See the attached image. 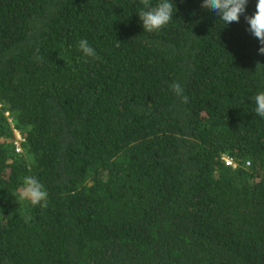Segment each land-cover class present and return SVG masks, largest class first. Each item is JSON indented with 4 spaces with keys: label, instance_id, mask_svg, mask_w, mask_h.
<instances>
[{
    "label": "trees",
    "instance_id": "obj_1",
    "mask_svg": "<svg viewBox=\"0 0 264 264\" xmlns=\"http://www.w3.org/2000/svg\"><path fill=\"white\" fill-rule=\"evenodd\" d=\"M201 4L147 32L140 0H0V264H264L256 0Z\"/></svg>",
    "mask_w": 264,
    "mask_h": 264
},
{
    "label": "clouds",
    "instance_id": "obj_2",
    "mask_svg": "<svg viewBox=\"0 0 264 264\" xmlns=\"http://www.w3.org/2000/svg\"><path fill=\"white\" fill-rule=\"evenodd\" d=\"M140 2L143 7L137 14L142 22L143 30L147 32H155L162 29L171 21L176 11V7L175 11L173 10V0H159L155 5L151 3V0H140ZM247 2L248 0H202L201 7L218 14L224 21V25H227L231 22H239L240 15L245 12ZM245 20L249 26L248 30L260 43L258 52L264 54V0H256L254 13L250 16L246 15ZM78 45L85 56H96L95 49L86 39H80ZM259 65L264 64L258 62L256 68ZM170 87L176 95L183 97L182 103H187L188 98L183 95L184 89L180 83L174 82ZM254 99L256 105L255 113L260 117H264V91L257 93ZM20 141L21 137L19 140L16 139L18 149H20ZM224 158H230L232 164H227ZM222 160L225 165L231 166L232 168L236 167V163L231 157L223 154ZM17 197L21 201H28L32 206L39 205L45 208L48 204V193L44 185L37 177L31 175L23 177L22 185L17 192Z\"/></svg>",
    "mask_w": 264,
    "mask_h": 264
},
{
    "label": "built area",
    "instance_id": "obj_3",
    "mask_svg": "<svg viewBox=\"0 0 264 264\" xmlns=\"http://www.w3.org/2000/svg\"><path fill=\"white\" fill-rule=\"evenodd\" d=\"M224 159H225V162H226L227 164H232V161H231L230 158H224Z\"/></svg>",
    "mask_w": 264,
    "mask_h": 264
},
{
    "label": "rangeland",
    "instance_id": "obj_4",
    "mask_svg": "<svg viewBox=\"0 0 264 264\" xmlns=\"http://www.w3.org/2000/svg\"><path fill=\"white\" fill-rule=\"evenodd\" d=\"M16 134H17V138H16V139H17V140H19V139H20V137H19V135H18V133H17V132H16Z\"/></svg>",
    "mask_w": 264,
    "mask_h": 264
}]
</instances>
